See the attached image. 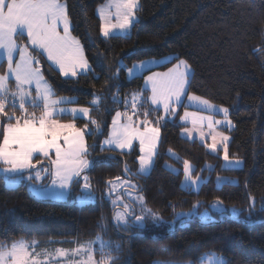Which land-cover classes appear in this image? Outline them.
Segmentation results:
<instances>
[{
	"label": "snow or ice",
	"instance_id": "6c2138e0",
	"mask_svg": "<svg viewBox=\"0 0 264 264\" xmlns=\"http://www.w3.org/2000/svg\"><path fill=\"white\" fill-rule=\"evenodd\" d=\"M139 10L140 0H107L97 9L102 37L105 40L128 38L138 23ZM75 30L67 0H0V69L6 64V71L0 74V172L4 175L5 187L15 190L27 180L33 195L41 199L67 201L75 195V202L80 205L94 203L97 195L91 172L97 167H110L115 158H91L96 146L90 149L86 138L103 135L101 122L91 118L90 113L99 111L110 99L114 105L123 104L124 111L115 112L108 135L99 149L101 152L119 150L120 156L135 153L138 164L133 171L124 161L123 173L108 179L105 184V196L112 204V219L119 231L145 229L149 221L157 227L167 225L169 231H174L177 225L187 226L194 217H199L202 223H215L213 213L221 219L249 226L264 222L252 215L256 201L251 193L247 194L248 215L243 221L240 218L244 213L235 207H225L224 200L219 197L210 207L197 201L190 212L176 213V205L172 204L175 215L171 221H165L159 211L148 206L142 187L133 179L149 176L155 169L162 122L167 124L174 120L180 108L184 109L179 116L182 136L191 139L193 133H197L211 153L219 156L222 151V168L229 171L243 169L244 161L235 154L230 155L231 137L225 134L235 127L231 110L190 93L195 72L189 61L178 54L161 55L159 58L153 55L131 66L125 60L135 52L126 54L118 60L110 77L116 83L107 89L109 95L92 93L88 106H80L77 97L58 96L57 90L46 79L41 57L46 58L48 70L65 80L90 75L99 79L84 44L73 35ZM168 64L172 66L167 67ZM162 67L167 70H155ZM121 72L126 73L128 81L143 79V88L121 98ZM13 82L14 87L10 86ZM189 108L195 110L189 111ZM220 114L222 119H216ZM153 116H156L155 120L151 119ZM78 120H86L87 123L78 127ZM209 138L210 144L207 143ZM168 155L177 161L180 159L171 148ZM165 167L173 174H179V170L171 165L165 164ZM200 171L211 173L215 168L206 163ZM183 176L182 190L197 195L207 183L187 159L183 160ZM44 180L47 183H43ZM225 185L238 186L239 181L218 175L217 190H222ZM74 189H78L75 194ZM261 211H264V200L261 201ZM97 227L107 233L106 223H98ZM72 243L75 247L49 250L48 246H42L35 240L0 242V264H119V256L113 253L120 251V243L113 245L111 240H105L101 235L94 240ZM97 252L99 259H96ZM156 264H171V261L160 260ZM185 264L230 262L213 250L189 259Z\"/></svg>",
	"mask_w": 264,
	"mask_h": 264
},
{
	"label": "trees",
	"instance_id": "16d2710c",
	"mask_svg": "<svg viewBox=\"0 0 264 264\" xmlns=\"http://www.w3.org/2000/svg\"><path fill=\"white\" fill-rule=\"evenodd\" d=\"M105 1L67 0L76 29L73 35L84 44L99 79L90 75L65 80L48 70L46 58L41 57L46 79L58 96L77 97L80 105L88 106L92 93L109 95L107 89L116 83L110 77L118 60L128 53L135 52L125 60L129 66L153 55L159 58L178 54L187 59L195 72L190 93L231 110L235 127L231 131L229 153L240 157L244 167L235 171L222 168V158L211 153L200 140L181 136L182 128L176 118L161 126L162 142L155 169L149 176L134 180L142 187L148 206L164 218L174 217L172 204L176 205L177 213L189 210L197 201L209 206L217 197L224 200L225 206L235 207L246 215L247 194L251 193L256 201L252 215L264 221V211H261L264 200V0H140L138 23L130 36L110 40L102 37L97 14V8ZM170 66L172 64L167 65ZM142 81H128L126 73L121 72V98L140 89ZM122 107L123 104L114 105L109 99L99 111H93L101 122L103 135L86 138L90 149L96 146L91 158L103 160L111 155L115 158L110 167H97L91 172L97 195L94 203L80 205L75 202V195L66 202L39 200L31 194L28 182H22L15 190L6 188L0 172V242L25 238L51 240L72 247L73 241L93 240L101 235L113 245L121 244L120 251L113 253L119 256V264L189 260L213 250L225 256L230 264H264V222L249 226L225 219L202 223L193 218L187 226L177 225L171 232L163 226L148 224L145 229L130 232L119 231L114 226L113 208L105 196V184L123 173L124 161L135 171L136 154L120 156L117 152H101L99 145L108 133L111 116ZM169 148L180 157L179 161L169 157ZM185 159L207 181L199 195L182 190ZM167 163L175 165L179 174L168 170ZM206 163L213 165L215 171L201 173ZM218 175L238 180L239 185H225L217 190ZM76 191L78 189L73 190L74 194ZM101 222L107 224V233L97 227Z\"/></svg>",
	"mask_w": 264,
	"mask_h": 264
},
{
	"label": "rangeland",
	"instance_id": "374dc122",
	"mask_svg": "<svg viewBox=\"0 0 264 264\" xmlns=\"http://www.w3.org/2000/svg\"><path fill=\"white\" fill-rule=\"evenodd\" d=\"M107 2V0L103 3V4H101L98 8H100L102 5H104L105 3ZM97 8V9H98ZM137 18H138V15H137ZM139 19V18H138ZM171 67V66H170ZM156 71H166L167 69H163V70H160V69H155ZM147 74H150V73H145V75H147ZM143 86H144V80L142 81V86H141V88H143ZM140 88V89H141ZM140 89H135V90H133V91H131L128 95H130L132 92H134V91H138V90H140ZM64 97H71V96H64ZM213 103V102H212ZM215 104V103H214ZM216 105H219V104H216ZM69 106H72V105H69ZM80 106H82V105H80ZM226 107V106H225ZM117 110H119V111H121V112H123L124 111V106L122 107V108H120V109H117ZM117 110H115V112L117 111ZM189 111H194L195 109H192V108H189L188 109ZM183 111H184V109L183 108H180V109H178V114H177V116L175 117V119L177 118V120H178V122L179 123H181L180 122V120H179V116L180 115H182L183 114ZM115 112L113 113V115L111 116V121H112V117L115 115ZM162 114V113H161ZM205 114H207V113H205ZM90 116H91V118H94V119H96L98 122H100L99 121V118L97 117V116H94V114H93V112H91L90 113ZM151 119H153V120H155L156 119V116H153V117H151ZM174 119V120H175ZM216 119H222V114H220V115H217L216 116ZM174 120H170V121H174ZM64 122H67V121H64ZM84 123H87V121L86 120H84V122H79V121H77V126L78 127H83V125H84ZM162 124H163V122H162ZM110 126H111V124H110ZM89 127L90 128H93L94 126H92V125H89ZM189 127H191V125H189ZM110 129V128H109ZM205 130V132H207L208 130H207V128H205L204 129ZM232 131V130H231ZM108 132H109V130H108ZM181 133H182V129H181ZM225 134L226 135H230V137H231V132H225ZM107 135H108V133H107ZM107 135L104 137V139L107 137ZM182 136V135H181ZM182 137H184V138H187L186 136H182ZM103 139V140H104ZM188 139V138H187ZM194 139H197V140H199V138H198V134L197 133H193V137L191 138V139H189V140H194ZM103 140H102V142H103ZM87 141V140H86ZM101 142V143H102ZM161 142H162V132H161ZM207 143H211V140H210V138L207 140ZM159 149H160V146H159ZM118 151L119 150H117V153H118ZM167 153H168V151H167ZM222 155H223V153H222V151L220 152V154H219V156L220 157H222ZM136 157V156H135ZM168 165H171L172 166V168H175V169H178L175 165H172V164H169V163H167ZM224 164V161H223V159H222V165ZM136 165H137V168H138V164L136 163ZM183 169V168H182ZM222 177H224V176H222ZM228 178V177H227ZM183 179H184V176H182V180H181V184H182V181H183ZM205 179V178H204ZM230 179V178H229ZM206 180V179H205ZM24 182V181H23ZM25 182H28L27 180H25ZM133 182L135 183V184H137V182H136V180H134L133 179ZM35 183H41V182H35ZM43 183H47V180H44L43 181ZM138 185V184H137ZM28 186H29V182H28ZM29 190H30V188H29ZM30 192H31V194L33 195V193H32V191L30 190ZM34 196V195H33ZM36 199H39V200H44V201H49V200H45V199H41V198H39V197H36V196H34ZM68 201V200H67ZM54 202H66V201H54ZM212 204V203H211ZM210 204V205H211ZM210 205L209 206H205V207H210ZM225 207H227V208H232V207H230V206H225ZM190 211H192V208H190L189 210H183V211H178L177 213H179V212H190ZM200 211H203V208H201L200 209ZM246 215H244L245 217L248 215V212L246 211V213H245ZM213 216L214 217H216V222L217 221H219L221 218H219L218 217V214H216V213H213ZM164 218V217H163ZM194 218H197L198 220H200L199 219V217H194ZM173 218H164V220L165 221H171ZM193 219V218H192ZM191 219V220H192ZM201 221V220H200ZM148 225L149 226H152L153 224L151 223V221H149L148 222ZM155 226V225H154ZM163 227H165V229L168 231V232H171V231H169L168 230V226L167 225H163ZM96 238V237H95ZM94 238V239H95ZM20 239H24V240H27V239H25V238H20ZM20 239H18V240H20ZM93 239V240H94ZM27 241H32V240H27ZM35 241H37L40 245H42V246H48L49 247V250H54V248H57V247H64V246H62V245H58V244H56L55 242H53V241H51V240H48V241H45V240H36L35 239ZM51 242V243H50ZM72 247H75V245L74 246H72ZM64 248H71V247H64ZM100 258V256H99V252H97L96 253V259H99ZM157 261H160V260H156L154 263L156 264V262ZM168 261H171V264H185V262L187 261V260H168Z\"/></svg>",
	"mask_w": 264,
	"mask_h": 264
},
{
	"label": "crops",
	"instance_id": "0c3cea01",
	"mask_svg": "<svg viewBox=\"0 0 264 264\" xmlns=\"http://www.w3.org/2000/svg\"><path fill=\"white\" fill-rule=\"evenodd\" d=\"M21 42L23 43L25 41H21ZM5 71H6V64H5V67L3 69H0V74H2ZM13 87H14V82H13Z\"/></svg>",
	"mask_w": 264,
	"mask_h": 264
},
{
	"label": "water",
	"instance_id": "95a60500",
	"mask_svg": "<svg viewBox=\"0 0 264 264\" xmlns=\"http://www.w3.org/2000/svg\"><path fill=\"white\" fill-rule=\"evenodd\" d=\"M111 157H114L113 155H111Z\"/></svg>",
	"mask_w": 264,
	"mask_h": 264
}]
</instances>
